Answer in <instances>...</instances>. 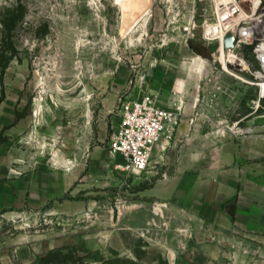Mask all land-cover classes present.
<instances>
[{"label":"rangeland","instance_id":"obj_1","mask_svg":"<svg viewBox=\"0 0 264 264\" xmlns=\"http://www.w3.org/2000/svg\"><path fill=\"white\" fill-rule=\"evenodd\" d=\"M213 13L212 0H0V144L30 168L78 169L77 206L0 217V264H224L219 252L234 256L219 241L238 233L188 231L203 187L171 198L156 189L170 175L164 162L129 176L109 149L120 99L146 94L200 134L236 122L264 134L261 88L246 72L222 70L215 45L207 50Z\"/></svg>","mask_w":264,"mask_h":264},{"label":"crops","instance_id":"obj_2","mask_svg":"<svg viewBox=\"0 0 264 264\" xmlns=\"http://www.w3.org/2000/svg\"><path fill=\"white\" fill-rule=\"evenodd\" d=\"M217 136L210 125L200 134L197 127L183 122L170 139L163 137L150 168L164 162L170 175L160 179L156 189L185 200L189 190L203 187L208 195L201 209L189 217L188 231L238 233L241 238L219 241L221 248L235 249L234 256L227 250L219 252L224 264L229 259L234 264H264V134L240 138L227 131L219 139ZM67 167H27L0 144V217L77 206L78 169ZM200 168L202 176L197 175ZM185 171L191 174L185 175ZM182 184L188 186L187 192ZM122 264L156 263L125 259ZM174 264H181L179 257Z\"/></svg>","mask_w":264,"mask_h":264},{"label":"built area","instance_id":"obj_3","mask_svg":"<svg viewBox=\"0 0 264 264\" xmlns=\"http://www.w3.org/2000/svg\"><path fill=\"white\" fill-rule=\"evenodd\" d=\"M213 3V17L205 21L203 40L215 45L212 58L225 55L221 63L234 72H246L261 88L264 82V0H228ZM191 32V28H185ZM228 35L234 37V46L225 47ZM229 72V71H228ZM261 98H264L261 94ZM119 121L113 126L109 149L115 156L114 168L129 176H140L150 169L153 154L163 137L170 139L179 126V114L159 104L153 95L135 99L124 97L119 103ZM227 131L236 136H248L252 128H241L239 122L226 129H218L222 136Z\"/></svg>","mask_w":264,"mask_h":264},{"label":"bare ground","instance_id":"obj_4","mask_svg":"<svg viewBox=\"0 0 264 264\" xmlns=\"http://www.w3.org/2000/svg\"><path fill=\"white\" fill-rule=\"evenodd\" d=\"M227 1H228V0H217V2H222V3H223V2H227ZM203 53H204V52L201 51V57H202V58L198 57V59H199L201 62L204 61V58H203V56H202ZM222 60H223V61L225 60V55L223 56ZM224 62H225V61H224ZM202 65H203V64H202ZM226 70L229 71V72H232V71H231L229 68H227V67H226ZM261 94H262V96H264V82L261 83ZM112 158H114V157H112ZM113 160H114V159H113Z\"/></svg>","mask_w":264,"mask_h":264},{"label":"water","instance_id":"obj_5","mask_svg":"<svg viewBox=\"0 0 264 264\" xmlns=\"http://www.w3.org/2000/svg\"><path fill=\"white\" fill-rule=\"evenodd\" d=\"M234 46V37L232 35H228L225 39V47L232 48Z\"/></svg>","mask_w":264,"mask_h":264}]
</instances>
